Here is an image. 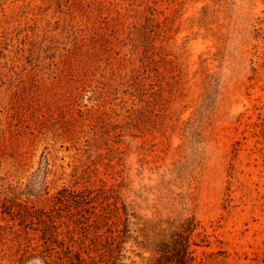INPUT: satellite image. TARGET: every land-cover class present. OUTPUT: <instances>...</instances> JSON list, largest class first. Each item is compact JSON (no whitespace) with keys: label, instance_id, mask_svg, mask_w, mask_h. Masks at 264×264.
<instances>
[{"label":"rangeland","instance_id":"rangeland-1","mask_svg":"<svg viewBox=\"0 0 264 264\" xmlns=\"http://www.w3.org/2000/svg\"><path fill=\"white\" fill-rule=\"evenodd\" d=\"M264 264V0H0V264Z\"/></svg>","mask_w":264,"mask_h":264},{"label":"trees","instance_id":"trees-1","mask_svg":"<svg viewBox=\"0 0 264 264\" xmlns=\"http://www.w3.org/2000/svg\"><path fill=\"white\" fill-rule=\"evenodd\" d=\"M182 228L177 226L175 230L163 235L166 239L158 246V258L147 264H192V260L183 253Z\"/></svg>","mask_w":264,"mask_h":264}]
</instances>
